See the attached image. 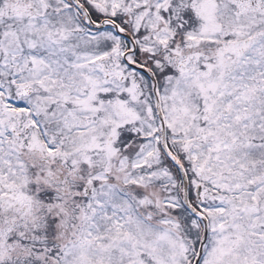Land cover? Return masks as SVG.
Here are the masks:
<instances>
[{
    "label": "snow or ice",
    "instance_id": "6c2138e0",
    "mask_svg": "<svg viewBox=\"0 0 264 264\" xmlns=\"http://www.w3.org/2000/svg\"><path fill=\"white\" fill-rule=\"evenodd\" d=\"M0 264H264V0H0Z\"/></svg>",
    "mask_w": 264,
    "mask_h": 264
}]
</instances>
